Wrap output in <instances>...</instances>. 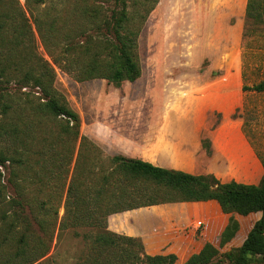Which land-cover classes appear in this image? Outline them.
<instances>
[{
  "label": "trees",
  "instance_id": "16d2710c",
  "mask_svg": "<svg viewBox=\"0 0 264 264\" xmlns=\"http://www.w3.org/2000/svg\"><path fill=\"white\" fill-rule=\"evenodd\" d=\"M93 1L77 0L69 10L38 11L31 8L30 0L25 8L18 0H0V168L6 164L29 171L39 168L30 185L1 184L0 173V264L38 263L49 254L56 232L69 227L96 231L84 235L90 243L91 260L83 264H174L175 256H148L140 239L110 232L108 218L163 204L206 201L219 204L223 214L230 216L228 224L218 248L206 244L184 264H264V157L257 185L221 184L211 175L192 176L140 159L103 157L81 136L78 115L54 89L55 70L77 83L104 80L118 87L136 81L141 75L140 33L159 3L113 0L112 9L103 10ZM263 14L262 0H248L245 22L260 21ZM38 45L47 58L38 52ZM10 86L39 96L26 100L17 113ZM243 91L264 93V81L251 88L244 86ZM77 143L64 216L56 228L58 207L51 213L48 199L65 186ZM202 146L210 154L206 139ZM34 150L40 151L41 160L34 161ZM29 186L36 198L32 205ZM9 189L14 196L8 195ZM158 191L171 193L173 199L157 198ZM42 194L44 201L38 200ZM255 213L261 217L242 244L221 252L239 231L233 215Z\"/></svg>",
  "mask_w": 264,
  "mask_h": 264
},
{
  "label": "rangeland",
  "instance_id": "374dc122",
  "mask_svg": "<svg viewBox=\"0 0 264 264\" xmlns=\"http://www.w3.org/2000/svg\"><path fill=\"white\" fill-rule=\"evenodd\" d=\"M18 1L25 8L26 0ZM61 1L42 0L37 4L38 0H30L29 3L32 9L38 11L49 8L69 10L77 0H68L66 4ZM262 2L264 5V0ZM93 4L109 10L114 6V1L102 3L101 0H94ZM206 12L204 0H159L140 33L141 75L132 83L125 82L118 87L104 80L77 83L58 69L55 70L54 89L78 115L81 136L91 141L103 157L121 156L140 160L146 158L148 135L157 123L165 122L166 118L178 121L179 118L191 115L193 106L187 98L193 93L187 92L189 90L204 84L251 88L264 81V14L260 21L245 22L240 72L232 76L218 77L209 75V62L204 61L203 64L201 43ZM38 52L47 58L40 45ZM10 87L13 107L17 113L24 108L26 100L39 96L29 89ZM246 93L249 98L243 114L240 112L234 117L245 120V130L261 162L264 157V93ZM33 100L35 103L40 102ZM26 117L24 114L23 118ZM215 118H218L216 114ZM77 152L78 143L65 186L59 188L57 196L54 192L48 199L51 201V213L58 207L56 228L64 216L66 190ZM39 153V150L32 152L34 161L41 160ZM36 170H39L37 166L29 171L6 164L0 168L1 184L30 185L31 176ZM259 176L257 173V179ZM29 187L27 193L33 198L30 201L32 205L35 197L32 186ZM8 195L14 196L13 190L9 189ZM155 196L159 199H173L172 194L166 191H158ZM41 199L46 200L43 194L38 198ZM242 222L244 224L246 219ZM88 233L94 235L96 231L70 227L59 233L57 231L49 254L36 264H83L91 260L88 259L90 243L84 240V235ZM242 240L243 236L238 237L230 245V249L239 247Z\"/></svg>",
  "mask_w": 264,
  "mask_h": 264
},
{
  "label": "crops",
  "instance_id": "0c3cea01",
  "mask_svg": "<svg viewBox=\"0 0 264 264\" xmlns=\"http://www.w3.org/2000/svg\"><path fill=\"white\" fill-rule=\"evenodd\" d=\"M204 2L207 14L201 43L203 64L209 62V75H236L242 65L248 0ZM187 92L193 93L187 98L193 106L191 115L177 119L179 122L166 118L157 123L148 135L146 158L141 160L192 176L211 175L221 184L257 185L263 175L262 164L245 130V120L234 117L243 114L248 93L224 84H204ZM205 139L210 144V154L203 149ZM229 217L216 201L171 203L111 215L107 225L112 233L140 239L146 255H173L174 264H184L206 244L218 248ZM233 217L239 223V231L221 252L230 250V245L243 236L241 245L261 214Z\"/></svg>",
  "mask_w": 264,
  "mask_h": 264
}]
</instances>
